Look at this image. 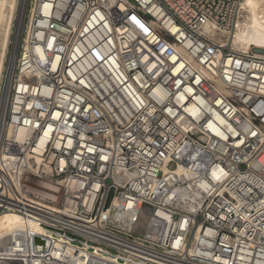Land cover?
<instances>
[{"label":"built area","instance_id":"1","mask_svg":"<svg viewBox=\"0 0 264 264\" xmlns=\"http://www.w3.org/2000/svg\"><path fill=\"white\" fill-rule=\"evenodd\" d=\"M26 2L0 218L61 236V255L28 228L0 258L264 264V49L221 43L244 0Z\"/></svg>","mask_w":264,"mask_h":264},{"label":"bare ground","instance_id":"2","mask_svg":"<svg viewBox=\"0 0 264 264\" xmlns=\"http://www.w3.org/2000/svg\"><path fill=\"white\" fill-rule=\"evenodd\" d=\"M27 2L26 0H0V82L2 75L3 62L5 59V54L7 50V45L9 42V36L12 30V22L13 19L17 18L19 20L18 26L15 32L16 38L13 43V51L12 57L9 59L8 64V81L5 92L3 95H0V121L3 119L4 114L6 112L9 92H10V81L12 78L14 60L16 56V51L18 47V40L21 31V18L24 16V9L26 10ZM243 8L246 11V17L239 21L234 33H228L227 36L224 37V40H221V43L227 45L230 44L231 48L234 50H239L242 52H246L249 48L254 50L264 49V0H244ZM19 13V14H18ZM226 34V33H225ZM14 35V36H15ZM20 87H22L21 82H19ZM5 132L7 136L12 135V129L10 127L5 128ZM115 210V208H114ZM119 215V214H117ZM118 217V216H117ZM145 218L142 217L141 223L144 224ZM29 226V227H28ZM25 223L24 220L19 218L17 215H6L0 218V253L6 254L7 247L2 244V242L6 241V236H11L15 231L18 230H28L32 235L41 236L45 238H51L54 240V246L52 249L53 258H60V253L57 252L60 248V243L62 240L61 236L51 237L49 234L45 233L38 225L30 222L29 224ZM131 230L132 223L128 224ZM74 250L72 247H67L66 252L68 254ZM12 252V250H9ZM100 254L97 250L91 255L94 256H102L107 264H128L127 262L121 263L116 257ZM9 255V254H7ZM77 257L81 259V257H86L87 253L85 250H78ZM5 259V260H4ZM0 264H22V262L16 258H11L6 256L4 258H0ZM142 264V263H140Z\"/></svg>","mask_w":264,"mask_h":264},{"label":"rangeland","instance_id":"3","mask_svg":"<svg viewBox=\"0 0 264 264\" xmlns=\"http://www.w3.org/2000/svg\"><path fill=\"white\" fill-rule=\"evenodd\" d=\"M29 8V2H27V9ZM19 14V13H18ZM18 26V21L17 18L13 19L12 22V30L9 36V42L7 45V50H6V54H5V59L3 62V68H2V75H1V82H0V95H3L7 86V81H8V64H9V59H11L10 57H12V51H13V43H14V39L16 38L15 32ZM15 35V36H14ZM12 80V78H11ZM4 84V87H3ZM10 86H11V81H10ZM10 93V92H9ZM174 165L171 164L169 166V169H173Z\"/></svg>","mask_w":264,"mask_h":264},{"label":"water","instance_id":"4","mask_svg":"<svg viewBox=\"0 0 264 264\" xmlns=\"http://www.w3.org/2000/svg\"><path fill=\"white\" fill-rule=\"evenodd\" d=\"M35 241L37 242V243H42L43 242V239H41V238H35ZM48 245V244H47Z\"/></svg>","mask_w":264,"mask_h":264}]
</instances>
